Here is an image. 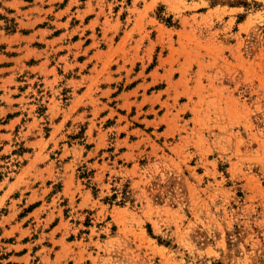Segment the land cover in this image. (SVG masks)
Here are the masks:
<instances>
[{"label":"rangeland","instance_id":"obj_1","mask_svg":"<svg viewBox=\"0 0 264 264\" xmlns=\"http://www.w3.org/2000/svg\"><path fill=\"white\" fill-rule=\"evenodd\" d=\"M0 52V217L43 189L79 264H264V0H0Z\"/></svg>","mask_w":264,"mask_h":264},{"label":"crops","instance_id":"obj_2","mask_svg":"<svg viewBox=\"0 0 264 264\" xmlns=\"http://www.w3.org/2000/svg\"><path fill=\"white\" fill-rule=\"evenodd\" d=\"M14 1L19 2V0H1L2 4L6 6H10ZM84 6H87V4ZM34 12H38L35 11L34 6L22 11L27 17V19H23V23L28 28L24 33L19 31V50H24L31 45V41L25 44L22 41L31 38L32 40L37 39V35H40L41 29L37 25L39 23V13ZM23 56L24 54H19V60H22ZM8 58L0 52V62L6 61ZM15 68H18V66L4 64L0 66V89H3L2 85L8 79H14ZM6 92L4 90L2 96H6ZM10 99V102H13L16 98L11 97ZM6 106L9 108V105ZM7 124L5 123V125ZM38 140L41 142L40 138L34 141ZM48 163L46 166H50V162ZM39 190V198L37 199L31 200L32 193L29 192L24 198L19 197V205L13 203V201L6 202L7 210L0 217V252L4 254L0 259V264H65L68 260L72 261L68 264H79L75 257H79L81 250L72 244L73 241L67 239L68 234H70V226L68 228L64 227L63 222L59 219V212H55L56 207H51L53 202L51 200H53L56 193L41 201L44 194L41 193L43 189ZM64 191L62 189L59 193L63 192V199L68 198L67 202H69L71 193L65 194ZM77 203L80 206L82 198ZM33 204L36 205L28 209ZM36 218H39L42 225L39 230L37 226L33 225V227L31 224ZM55 219L59 220L58 226L60 227L58 229L56 225L52 224ZM26 220H29V223ZM47 242L52 244L49 245ZM68 244H70L71 251H67V253L64 250V245Z\"/></svg>","mask_w":264,"mask_h":264}]
</instances>
